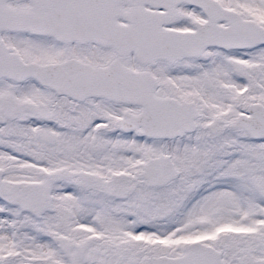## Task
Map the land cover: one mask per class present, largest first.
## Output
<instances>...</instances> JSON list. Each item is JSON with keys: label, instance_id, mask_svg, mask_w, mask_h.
Returning a JSON list of instances; mask_svg holds the SVG:
<instances>
[{"label": "snow or ice", "instance_id": "snow-or-ice-1", "mask_svg": "<svg viewBox=\"0 0 264 264\" xmlns=\"http://www.w3.org/2000/svg\"><path fill=\"white\" fill-rule=\"evenodd\" d=\"M0 264H264V0H0Z\"/></svg>", "mask_w": 264, "mask_h": 264}]
</instances>
